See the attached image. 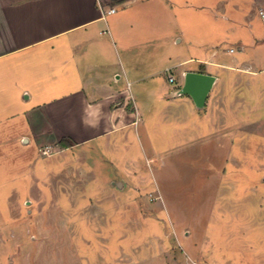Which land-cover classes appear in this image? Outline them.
<instances>
[{
  "label": "rangeland",
  "instance_id": "374dc122",
  "mask_svg": "<svg viewBox=\"0 0 264 264\" xmlns=\"http://www.w3.org/2000/svg\"><path fill=\"white\" fill-rule=\"evenodd\" d=\"M171 1L206 35L194 48L183 35L185 54L221 38L225 21L211 25L200 6L215 0ZM257 8L250 24L264 22ZM223 40L235 57V37ZM229 76L196 138L152 120L147 137L139 126L64 151L3 133L0 264H264V74Z\"/></svg>",
  "mask_w": 264,
  "mask_h": 264
},
{
  "label": "crops",
  "instance_id": "0c3cea01",
  "mask_svg": "<svg viewBox=\"0 0 264 264\" xmlns=\"http://www.w3.org/2000/svg\"><path fill=\"white\" fill-rule=\"evenodd\" d=\"M203 2L211 25L225 21L221 38L185 54V45L194 48L206 35L196 40L194 23L190 28L183 13L178 20L171 0H0V143L10 130L18 143L29 141V131L56 151L99 139L108 145L139 126L147 137L151 120L196 138L205 122L199 115L207 116L212 91L227 74H264V22L249 23L252 5L264 19V0L247 8L233 0ZM109 7L116 11L105 14ZM229 37L235 57L229 56L235 48L218 47ZM188 71L215 77L200 109L178 93ZM38 118L44 126L34 129ZM62 138L71 145L61 147Z\"/></svg>",
  "mask_w": 264,
  "mask_h": 264
},
{
  "label": "water",
  "instance_id": "95a60500",
  "mask_svg": "<svg viewBox=\"0 0 264 264\" xmlns=\"http://www.w3.org/2000/svg\"><path fill=\"white\" fill-rule=\"evenodd\" d=\"M214 80L213 75L188 71L184 74V81L178 93L190 96L196 108L200 109L204 106Z\"/></svg>",
  "mask_w": 264,
  "mask_h": 264
},
{
  "label": "built area",
  "instance_id": "2783aa9c",
  "mask_svg": "<svg viewBox=\"0 0 264 264\" xmlns=\"http://www.w3.org/2000/svg\"><path fill=\"white\" fill-rule=\"evenodd\" d=\"M116 11V8L115 7H109V8H107L105 11H104V13L105 14H112V13H114ZM261 13V12H260ZM170 82H172L173 81V77H169V79H168ZM50 147H46V148H44L43 150H42V153L43 154H48V152H49V149Z\"/></svg>",
  "mask_w": 264,
  "mask_h": 264
},
{
  "label": "trees",
  "instance_id": "16d2710c",
  "mask_svg": "<svg viewBox=\"0 0 264 264\" xmlns=\"http://www.w3.org/2000/svg\"><path fill=\"white\" fill-rule=\"evenodd\" d=\"M61 147H68L71 145L70 141L62 138L60 139L59 143H58Z\"/></svg>",
  "mask_w": 264,
  "mask_h": 264
}]
</instances>
